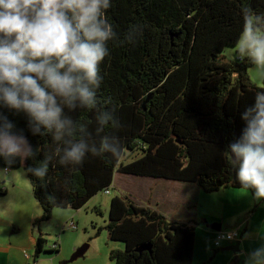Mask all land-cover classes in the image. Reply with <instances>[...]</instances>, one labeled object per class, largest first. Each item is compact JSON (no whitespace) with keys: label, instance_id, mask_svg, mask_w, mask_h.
Masks as SVG:
<instances>
[{"label":"trees","instance_id":"trees-1","mask_svg":"<svg viewBox=\"0 0 264 264\" xmlns=\"http://www.w3.org/2000/svg\"><path fill=\"white\" fill-rule=\"evenodd\" d=\"M252 14H264V0H113L108 16L117 32L123 34L132 25L142 29L134 44L111 46L101 66L99 102L119 121L113 134L124 146V157H133L127 163L90 156L78 171L61 166L50 135L32 136L22 114L0 109L33 148L41 149L35 160L11 165L0 160L5 173L23 168L41 208L32 223L39 231L35 260L58 253V243L45 250L48 242L39 230L53 210H82L111 190L116 173L194 184L205 194L243 190L224 153L239 139L245 126L241 114L255 93L264 91V81L261 87L254 85L249 77L253 64L228 60L224 52L237 47ZM70 115L91 119L84 112ZM48 156L49 173L40 181L28 169ZM6 194L1 185L0 197ZM93 210L102 213L100 206ZM196 226L193 220H170L128 196H114L105 229L111 242L124 247L111 250L109 260L192 264ZM216 249L214 254L221 251Z\"/></svg>","mask_w":264,"mask_h":264},{"label":"clouds","instance_id":"clouds-1","mask_svg":"<svg viewBox=\"0 0 264 264\" xmlns=\"http://www.w3.org/2000/svg\"><path fill=\"white\" fill-rule=\"evenodd\" d=\"M112 6L113 0H0V109L22 114L32 136L50 135L58 164L73 171L90 156L124 158V146L113 134L119 121L99 102L101 66L111 46L134 44L142 29L132 25L118 33L108 16ZM236 58L264 73V14L250 15ZM74 112L91 119L75 120ZM241 120V135L224 154L240 188L261 203L264 91L255 93ZM40 152L0 111V160L11 165L35 160ZM51 159L45 157L28 171L44 181ZM244 264H264V241Z\"/></svg>","mask_w":264,"mask_h":264},{"label":"rangeland","instance_id":"rangeland-1","mask_svg":"<svg viewBox=\"0 0 264 264\" xmlns=\"http://www.w3.org/2000/svg\"><path fill=\"white\" fill-rule=\"evenodd\" d=\"M238 51V45L235 49H228L224 52V56L228 60H232L236 57V53ZM249 77L252 83L258 87L263 85L264 81V73H261L257 68L253 65V67L249 70ZM133 157L125 156L122 161L129 162ZM0 181H3L4 188L7 187V181H14V188L8 189L7 194L4 197H0V238L4 242H8V240H12L13 237V228L15 231L19 230L20 237H23L26 234V238L29 235L28 233L32 230L34 233L39 235L38 228H33L32 223H28V216L30 212H33V206L30 203L29 199L32 200L30 193V184L27 179L26 173L23 168L9 170V172L5 173L3 168H0ZM114 181H137L138 185H142L146 189L148 187L152 188V193H156L160 191L164 187L165 191H171L172 188L171 183L163 184L160 182L159 184H155L156 181H166V180H157V179H149V178H138L123 175L117 173L114 177ZM165 183V182H164ZM1 187V184H0ZM167 187V188H166ZM159 188V189H158ZM141 192L140 190H138ZM135 193H138L135 190ZM170 193V192H169ZM104 194V195H103ZM123 188H117L115 191L111 190V196H108L105 193H101L96 198L93 199L85 208L78 211L79 217H73L75 214L74 210L71 209H54L51 218L48 221L42 222L39 226L40 233L45 235V239L48 241L46 250L52 243L56 242L59 245L58 251L62 254L46 256L45 260H42V264H52L54 260V264H114L109 260V252L111 250H123L124 245L121 243H114L108 239L107 231L105 229L107 220H108V209L109 203L112 197L118 196L122 197L127 195ZM155 195V194H153ZM168 199L170 195L167 193ZM210 194H205L201 192V200H194L195 206L191 208V204H186L183 208V212L185 214H196L197 216H201L202 214H207L209 211V205L203 202L204 197H209ZM209 199V198H208ZM170 200V199H169ZM192 202V199H189ZM137 205V201L133 200ZM100 204L102 213L100 215L94 212L93 204ZM215 204V203H214ZM33 205L36 206V203L33 202ZM216 207H222V203L218 202L215 204ZM147 206V205H146ZM222 212L221 209L218 210V214ZM196 216V217H197ZM193 219L196 223H198V227L196 228V258L194 257L193 264H200V260L203 255L213 248V251H217L213 247V239H210L209 236H206L204 232H207L205 224H211L208 221H205L204 218ZM72 222L76 223V230H72L66 228L68 223ZM66 224V225H65ZM62 226L65 228L64 232L61 231ZM66 226V227H65ZM224 231H226L223 228ZM236 230V229H233ZM236 241L235 243L239 242ZM235 243H233L235 245ZM228 243L223 245L221 251L219 253H227V255H238L239 252H232L228 250ZM83 246H88L87 252L83 258H80L74 262H69L73 254ZM52 247V246H51ZM50 248V247H49ZM247 248V247H246ZM72 249V251H71ZM211 251V256L214 252ZM34 256V251L33 255ZM45 255L39 257L36 261L43 258ZM63 258V259H62ZM30 264H33L32 260Z\"/></svg>","mask_w":264,"mask_h":264},{"label":"crops","instance_id":"crops-1","mask_svg":"<svg viewBox=\"0 0 264 264\" xmlns=\"http://www.w3.org/2000/svg\"><path fill=\"white\" fill-rule=\"evenodd\" d=\"M160 182H162L163 184L171 183L170 186L174 189L171 191H165L163 187L162 189L158 188L162 191V193L160 191L152 193V188L148 187L146 189L142 185H138L139 183H137V181H113L111 190L115 191L117 188H123L126 192H128V194L124 196H128L132 200H136L139 206L147 205L154 208L170 220L186 222L193 219L196 220V218H198V220L204 218L205 221H208L211 224H220L222 230L224 228L226 231H230L233 229H236L238 231V239H240V241L239 254L236 255V257L235 255H227V253L225 252L219 254L216 253L211 256L210 253L211 251H213V248H210V250H208L201 258L200 264H244L247 255L256 247H258L262 241H264V202H255L250 193L244 190L221 189L216 193L210 194L209 197H204L203 202L209 205L210 209L209 211H207V214L197 216V213L193 215L185 214L183 212V208L186 204L191 203V208H193L196 205L195 202L201 200V191L198 187H196L194 184L173 181H156L155 184H159ZM3 183L5 182L0 181L1 185H3ZM14 185V181H7V187H5L6 191L9 192L8 189L12 190L14 188ZM111 190L109 191V194H107L108 196H111ZM135 190H137L138 193H135ZM138 190H140L141 192H139ZM167 193L170 195V200L168 199ZM93 199L91 201H93ZM189 199H192V202ZM32 200L33 201L29 199L30 203L33 206V212H30L28 216L29 224L32 223L34 219L40 217L42 213L39 204L33 199V197ZM33 202L36 203V206L33 205ZM218 202L222 203V207H216L215 204ZM93 205V208L97 206H100L101 208V205L98 203ZM219 209L222 210L220 214H218ZM72 216L76 217L77 219L79 217L78 211H75V214ZM198 225L199 224L197 223L196 228L198 227ZM62 229L63 226L61 228V231ZM204 233L206 234V236H209L210 239H214L215 237V232H212L210 230ZM28 234L29 235L27 236V238L26 234L23 237H20L19 230L15 231V228H13V235L15 237H13L12 240L10 239L8 240V242H4L0 238V264H30L31 260L33 264H42V260L48 259L46 257H43L38 261L34 259V256L32 255L37 234L32 230ZM196 235L197 234L195 232V237ZM55 243L56 242L52 243V247L49 246L50 248L48 247L47 250H54ZM225 246H228L230 248L234 246V244H228ZM195 248L196 244L194 246L193 263L194 257L196 258ZM58 253V256L62 254L59 251ZM52 264H54V260L52 261Z\"/></svg>","mask_w":264,"mask_h":264},{"label":"built area","instance_id":"built-area-1","mask_svg":"<svg viewBox=\"0 0 264 264\" xmlns=\"http://www.w3.org/2000/svg\"><path fill=\"white\" fill-rule=\"evenodd\" d=\"M106 194H109V192H105ZM68 227L70 229H74L75 226L72 222L68 223ZM239 237V233L237 230H230V231H219L215 233L214 237V247L215 248H220L222 245L225 243L231 244L234 243ZM55 248V247H54Z\"/></svg>","mask_w":264,"mask_h":264},{"label":"water","instance_id":"water-1","mask_svg":"<svg viewBox=\"0 0 264 264\" xmlns=\"http://www.w3.org/2000/svg\"><path fill=\"white\" fill-rule=\"evenodd\" d=\"M205 227L207 230H210L212 232H219L221 231V225L220 224H205ZM87 249H88V246H83L82 248L78 249L74 254L73 256L71 257L70 259V263L71 262H74L80 258H83L87 252ZM228 250L236 253V252H239V242L235 243L234 246L228 248Z\"/></svg>","mask_w":264,"mask_h":264}]
</instances>
